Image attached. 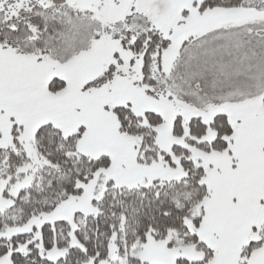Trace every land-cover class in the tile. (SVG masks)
<instances>
[{"label":"snow or ice","instance_id":"1","mask_svg":"<svg viewBox=\"0 0 264 264\" xmlns=\"http://www.w3.org/2000/svg\"><path fill=\"white\" fill-rule=\"evenodd\" d=\"M0 264H264V0H0Z\"/></svg>","mask_w":264,"mask_h":264}]
</instances>
